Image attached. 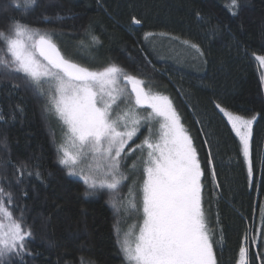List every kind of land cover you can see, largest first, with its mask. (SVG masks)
Listing matches in <instances>:
<instances>
[{
    "label": "trees",
    "instance_id": "obj_1",
    "mask_svg": "<svg viewBox=\"0 0 264 264\" xmlns=\"http://www.w3.org/2000/svg\"><path fill=\"white\" fill-rule=\"evenodd\" d=\"M11 2L0 0V9ZM238 3L233 14L231 0H37L26 15L15 9L0 14V29L8 27V16L16 17L98 60H83L89 66L114 63L169 93L204 168V208L217 264H238L241 247L248 264H264V65L255 59L264 55V0ZM133 17L141 23L133 24ZM162 33L187 41L181 49L198 59L153 51L150 41ZM216 104L256 116L251 174L240 139ZM0 116V187L12 194V204L7 198L5 204L14 218L23 210L33 233L24 264H81V258L85 264H128L116 232L129 220L123 218L126 194L121 213L107 195H85L83 178L59 163L45 97L27 87L22 74L0 71ZM123 169L128 183L133 173L128 164ZM6 264L20 261L13 257Z\"/></svg>",
    "mask_w": 264,
    "mask_h": 264
},
{
    "label": "snow or ice",
    "instance_id": "obj_2",
    "mask_svg": "<svg viewBox=\"0 0 264 264\" xmlns=\"http://www.w3.org/2000/svg\"><path fill=\"white\" fill-rule=\"evenodd\" d=\"M36 4L37 0H12L0 14L15 9L26 15ZM239 6L238 0H231L233 14ZM8 20V27L0 29V71L5 76L22 74L26 86L46 98V110L66 126L65 141L58 150L59 163L68 174L81 176L92 191L108 189L116 206V197L128 179L122 167L133 154L131 170L140 162L144 176L138 209L142 224L134 238L130 230L118 240L128 264H217L204 208V168L172 100L152 92L143 80L114 63L101 70L82 66L61 53L50 32L34 29L16 17L8 16ZM132 23L139 25L141 21L133 17ZM89 35L93 43H99L97 36ZM152 35L147 33L146 38ZM192 47L203 57L197 45ZM255 59L264 65V55H255ZM121 81L130 88H120ZM121 97L125 104L122 109L118 104ZM215 106L239 137L251 174L256 116L245 118L219 104ZM138 109H146V113L141 115ZM154 123L158 125L155 130ZM142 127L146 134L135 143ZM128 192L131 196L132 188ZM5 198L11 205L12 194L0 187V264L13 257L24 264V256L30 254L26 242L33 233L23 222V210L18 209L20 216L14 218ZM133 201L134 197L129 203L135 209ZM261 221L264 225V210ZM120 231L116 227L118 237ZM81 264H85L83 258ZM239 264H248L244 247L239 251Z\"/></svg>",
    "mask_w": 264,
    "mask_h": 264
},
{
    "label": "rangeland",
    "instance_id": "obj_3",
    "mask_svg": "<svg viewBox=\"0 0 264 264\" xmlns=\"http://www.w3.org/2000/svg\"><path fill=\"white\" fill-rule=\"evenodd\" d=\"M41 31H45V30H41ZM51 34H52L54 42L56 43V45L60 49L61 53L66 58H69V59L73 60L74 62L79 63L82 66L89 67V68H91L93 70H101L102 69V68H98L96 66H93V67L89 66V65L86 64V62L83 61V60H85V61H88V62L91 61L92 63H95V62L97 63L98 62L97 59H95V58H93V57H91V56H89L87 54L86 55L82 54L81 52L75 50L73 48V46H67L66 44H64V42H62L60 40V38L55 36L53 33H51ZM184 42L185 41H183V42L180 41L179 38H177V37H173V36H170V35H168L166 33H162V34H160L158 36H155V39L150 41V48L153 51L158 52V53L163 51L164 55H169L170 54V56H175L177 58L181 56V59L186 58V57H188V58L190 57L192 59L197 60L198 57L195 54L187 52L188 50H182V49H185L182 46V45L186 44ZM190 45L189 46L193 50H195L196 53H198L197 49L193 48L192 44H190ZM168 50L170 52H168ZM80 57L82 59H80ZM129 74H131V73H129ZM131 75H134V74H131ZM134 76H136L137 78L143 80L145 82V86L147 88L151 89L152 92H159L162 95L168 96L172 100V97H171V95L169 93L165 92L164 90L159 89L156 86V84H154L152 81H150V80H148V79H146L144 77L138 76V75H134ZM119 87L120 88H125L126 90L129 88V86L126 85V83H124L123 81H121L119 83ZM122 101H123V97L118 99V104H119L121 109L125 107V104ZM172 103L174 105L173 100H172ZM46 104H47V100H46ZM174 107H175V105H174ZM176 110H177V108H176ZM147 111H150V109H147ZM48 112H49V115L52 117L53 122L55 124L54 126L56 128V133H57V147L59 149V145L65 141L64 132L66 131V126L63 125L62 121L59 120V118L55 115V113H53L51 111H48ZM138 112L141 115H143V114L146 113V109H138ZM234 114H237V113H234ZM237 115H240V114H237ZM244 117L245 118H251L250 116L249 117L244 116ZM181 123L183 124L182 119H181ZM183 126H184V124H183ZM156 127H158V125H156L154 123L153 124L154 130H155ZM252 127H253V125H252ZM184 128H185V126H184ZM143 134H146V128H144V127L141 128L140 133L138 134V136L136 138H134L135 143H139L140 142V140L143 138ZM60 155H61V153L59 152V158H60ZM134 160H135V154H133V156L129 157L128 160H127L129 171L131 173H133V176H132V178H130L131 179L130 182L127 183L128 179L123 182L124 187L122 188V190L120 192V195L118 197H116L117 212L121 213L120 211L122 209V205H121V199L120 198H121V196L126 194L125 198L123 200L124 201L123 218L129 219L128 222H126V223L120 222L119 228H120L121 231H120V236L118 237V235H117L118 240L122 239L123 238V234L129 232L130 230L133 233V238H134V236L136 234H138L139 227L141 226L142 220H143L142 212L139 211L138 209H140V207H141V193H140L139 189H140V187H141V185L143 183L144 176H143V173H142V170H141V165H140L139 161H137L136 169L134 171L131 170V164L133 163ZM85 170L87 171V168H85ZM122 170L125 172L123 167H122ZM125 174L127 175L126 172H125ZM76 176L81 177L79 175H76ZM129 188H132V195L131 196L129 195V192H128ZM86 192H88L89 194H105V195L108 196L109 199H111L113 201V195L109 192L108 189H101V190L92 191V190L88 189L87 186H86ZM133 197H134V201L133 202L136 204V208L135 209L131 208L130 203H129V201L132 200ZM6 222L7 221L5 220V223ZM119 245H120V243H119Z\"/></svg>",
    "mask_w": 264,
    "mask_h": 264
},
{
    "label": "water",
    "instance_id": "obj_4",
    "mask_svg": "<svg viewBox=\"0 0 264 264\" xmlns=\"http://www.w3.org/2000/svg\"><path fill=\"white\" fill-rule=\"evenodd\" d=\"M129 86V88H130V85H128Z\"/></svg>",
    "mask_w": 264,
    "mask_h": 264
},
{
    "label": "flooded vegetation",
    "instance_id": "obj_5",
    "mask_svg": "<svg viewBox=\"0 0 264 264\" xmlns=\"http://www.w3.org/2000/svg\"><path fill=\"white\" fill-rule=\"evenodd\" d=\"M125 83V82H124Z\"/></svg>",
    "mask_w": 264,
    "mask_h": 264
}]
</instances>
